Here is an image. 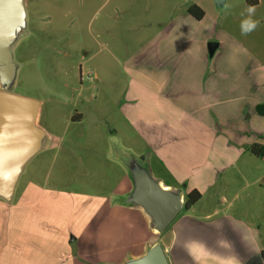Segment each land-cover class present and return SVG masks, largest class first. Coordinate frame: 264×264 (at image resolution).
Wrapping results in <instances>:
<instances>
[{
	"label": "crops",
	"instance_id": "0c3cea01",
	"mask_svg": "<svg viewBox=\"0 0 264 264\" xmlns=\"http://www.w3.org/2000/svg\"><path fill=\"white\" fill-rule=\"evenodd\" d=\"M196 5L204 11L201 20L195 21L186 8L125 68L129 85L116 105L129 135L111 132L128 170L122 188L126 199L120 203L138 211L154 237L143 242L138 255L119 264L142 257L156 244L169 264H264V157L250 152L252 144H264V114L257 111L264 109V54L250 48L263 36L251 32L240 43L227 21L215 34L218 22L207 20L206 10ZM253 6L263 14L253 16L261 31L264 0ZM210 42L217 44L211 57ZM71 119L81 124L84 115L75 113ZM42 128L39 152L61 147L62 136ZM140 171L181 198L183 207L161 232L133 199L134 175ZM17 183L10 201L0 198V209L14 210L15 200L27 202L39 195L32 181L20 192H15ZM193 190L200 199L186 209ZM0 221V264H21V227L4 216ZM66 239L59 238L55 250L64 262L61 255L72 242Z\"/></svg>",
	"mask_w": 264,
	"mask_h": 264
},
{
	"label": "rangeland",
	"instance_id": "374dc122",
	"mask_svg": "<svg viewBox=\"0 0 264 264\" xmlns=\"http://www.w3.org/2000/svg\"><path fill=\"white\" fill-rule=\"evenodd\" d=\"M245 3L26 0L24 25L10 44L13 73L0 74V90L36 99L37 124L62 136V145L40 151L23 168L15 192L32 181L39 195L15 200L14 210L0 209V218L21 227V264H119L142 251L154 235L138 211L120 203L128 170L115 151V137L129 135L116 105L129 85L125 68L191 4L218 22L215 34L227 21L242 43ZM252 33L263 38L250 48L264 54V29ZM75 113L84 115L81 124L73 123ZM63 235L72 241L61 255L65 262L55 253Z\"/></svg>",
	"mask_w": 264,
	"mask_h": 264
},
{
	"label": "water",
	"instance_id": "95a60500",
	"mask_svg": "<svg viewBox=\"0 0 264 264\" xmlns=\"http://www.w3.org/2000/svg\"><path fill=\"white\" fill-rule=\"evenodd\" d=\"M217 5L224 0H213ZM23 0H0V74L13 73L10 44L24 25ZM217 44H208L211 57ZM40 103L33 98L0 90V198L10 201L26 163L39 152L45 131L37 124ZM133 199L151 216L156 231H163L183 207L178 194L162 189L144 171L134 175ZM123 264H169L156 244L142 257Z\"/></svg>",
	"mask_w": 264,
	"mask_h": 264
},
{
	"label": "trees",
	"instance_id": "16d2710c",
	"mask_svg": "<svg viewBox=\"0 0 264 264\" xmlns=\"http://www.w3.org/2000/svg\"><path fill=\"white\" fill-rule=\"evenodd\" d=\"M257 3V0H246V4L253 6ZM187 13L196 20H201L204 16V11L196 4H191L187 7ZM257 111L260 114H264V109H261V106L257 108ZM251 154L257 157H264V144H252L250 146ZM200 199V193L196 190H193L188 193L186 200L184 202V208H189L194 203ZM261 257L264 262V251L261 252Z\"/></svg>",
	"mask_w": 264,
	"mask_h": 264
},
{
	"label": "clouds",
	"instance_id": "9594fccd",
	"mask_svg": "<svg viewBox=\"0 0 264 264\" xmlns=\"http://www.w3.org/2000/svg\"><path fill=\"white\" fill-rule=\"evenodd\" d=\"M254 13L255 7L251 5L247 6L244 13H242L243 18L240 21L241 35H247L256 29L258 21L253 19Z\"/></svg>",
	"mask_w": 264,
	"mask_h": 264
}]
</instances>
